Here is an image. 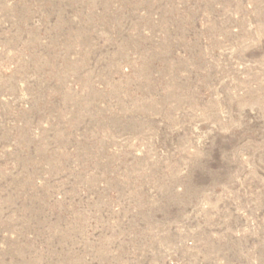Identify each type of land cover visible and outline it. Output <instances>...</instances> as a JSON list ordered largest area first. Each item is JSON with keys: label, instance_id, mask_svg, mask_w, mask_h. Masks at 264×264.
Wrapping results in <instances>:
<instances>
[{"label": "rangeland", "instance_id": "obj_1", "mask_svg": "<svg viewBox=\"0 0 264 264\" xmlns=\"http://www.w3.org/2000/svg\"><path fill=\"white\" fill-rule=\"evenodd\" d=\"M0 264H264V0H0Z\"/></svg>", "mask_w": 264, "mask_h": 264}]
</instances>
